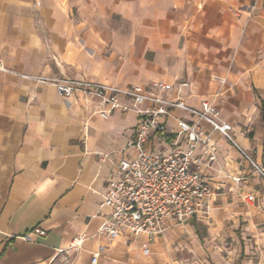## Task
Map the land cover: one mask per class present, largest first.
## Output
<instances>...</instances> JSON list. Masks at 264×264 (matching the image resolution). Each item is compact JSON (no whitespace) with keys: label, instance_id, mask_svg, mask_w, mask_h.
Wrapping results in <instances>:
<instances>
[{"label":"crops","instance_id":"1","mask_svg":"<svg viewBox=\"0 0 264 264\" xmlns=\"http://www.w3.org/2000/svg\"><path fill=\"white\" fill-rule=\"evenodd\" d=\"M0 66L121 88L171 83L176 90L163 98L181 96L195 109L213 102L231 137L264 167V0H0ZM102 109L96 97L63 98L0 71V264H62V256L92 264L96 253L97 264H165L176 245L192 264H264V179L207 124L216 160L207 163L199 148L195 167L220 195L209 216L154 241L127 230L114 242L93 237L109 214L97 213L107 182L131 156L136 131L135 114L104 119ZM168 124L171 132L176 124ZM36 228L46 235L27 239ZM81 235L80 250L59 255Z\"/></svg>","mask_w":264,"mask_h":264},{"label":"built area","instance_id":"2","mask_svg":"<svg viewBox=\"0 0 264 264\" xmlns=\"http://www.w3.org/2000/svg\"><path fill=\"white\" fill-rule=\"evenodd\" d=\"M0 71L52 86L63 98L80 93L96 97L103 106L100 115L104 119H109L114 112L136 115V131L130 143L133 152L117 165L112 180L107 182L97 213L102 214V210L107 209L109 214L93 237L114 242L123 230H127L134 237L145 235L149 241H154L189 219L212 213L214 201L220 195L209 177L195 167L204 160L198 155L199 148L208 155L207 163L216 160L211 148L212 137L205 132L204 124L228 138L253 166L255 174L264 179V167L256 164L231 137L232 126L222 120L220 109L208 101L195 109L181 96L163 98L160 94L176 90L171 83L155 81L149 87L134 85L121 88L67 77L21 75L2 66ZM183 87H188V83L182 82L177 88L178 93ZM177 111L186 112L192 120L177 118ZM169 121L176 124L171 132ZM154 139H162L164 144L150 146ZM232 180L241 182L239 178ZM245 199L253 200V197L246 196ZM32 235L45 236L46 231L36 228L26 238L31 239ZM86 239V235L73 238L67 249L58 251L59 255L70 249L80 250ZM144 252L149 253V249ZM92 257V264H97L99 254ZM61 262L71 264V259L62 256Z\"/></svg>","mask_w":264,"mask_h":264},{"label":"rangeland","instance_id":"3","mask_svg":"<svg viewBox=\"0 0 264 264\" xmlns=\"http://www.w3.org/2000/svg\"><path fill=\"white\" fill-rule=\"evenodd\" d=\"M248 155L253 160L252 155L250 153H248ZM223 232H224L223 235L226 236L224 238L226 240V242H227L226 247H230L231 244H232L231 238L230 239L227 238L228 234L226 232V229H224ZM168 252H169L170 256H167V255L164 254L166 256V258H165V256L163 255V257L165 258V261H164L165 264H172L173 260L176 257H177V259L179 261V264H192L193 263V255L189 254L187 250L183 251L181 249H178V245L174 246L173 251H168ZM250 252H252V253H250L251 255H248L247 257H251L253 260H255L256 256L254 255V250L251 249ZM232 255L233 256H231V260H232L233 263L234 262L236 263L237 255H236V253H234Z\"/></svg>","mask_w":264,"mask_h":264}]
</instances>
